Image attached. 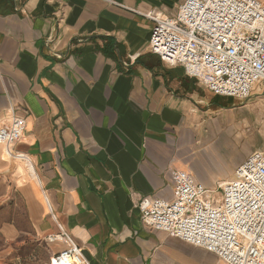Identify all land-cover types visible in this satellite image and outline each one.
<instances>
[{
	"label": "crops",
	"instance_id": "crops-1",
	"mask_svg": "<svg viewBox=\"0 0 264 264\" xmlns=\"http://www.w3.org/2000/svg\"><path fill=\"white\" fill-rule=\"evenodd\" d=\"M184 2L0 0V126L13 110L25 119L13 152L33 170L0 146V264H48L64 248L46 242L57 224L90 264H224L145 226L134 208L171 201V170L213 189L240 164L210 162L234 152L219 144L218 117L241 103L149 49L141 15L173 18Z\"/></svg>",
	"mask_w": 264,
	"mask_h": 264
},
{
	"label": "built area",
	"instance_id": "built-area-1",
	"mask_svg": "<svg viewBox=\"0 0 264 264\" xmlns=\"http://www.w3.org/2000/svg\"><path fill=\"white\" fill-rule=\"evenodd\" d=\"M141 16L152 23L149 49L163 64L182 67L210 93L240 103L258 85L264 92V3L185 0L173 18ZM25 128L15 110L0 126V146L9 159L28 161L13 152ZM170 181L171 201L144 197L134 204L145 226L212 253L224 264H264V153H252L214 190L179 170L170 171ZM46 242L64 246L48 264H90L60 225Z\"/></svg>",
	"mask_w": 264,
	"mask_h": 264
},
{
	"label": "rangeland",
	"instance_id": "rangeland-1",
	"mask_svg": "<svg viewBox=\"0 0 264 264\" xmlns=\"http://www.w3.org/2000/svg\"><path fill=\"white\" fill-rule=\"evenodd\" d=\"M258 1L264 3V0ZM222 101L224 106L231 104V100L227 99ZM241 104L236 105L237 108L235 109L223 112L218 117V119L222 118L223 128L222 138L219 144H223L226 138L231 140L230 142L235 146L233 149L234 152L220 150L218 154L210 155L213 157L210 163L219 160L221 164L226 165L240 159L241 164L244 161L243 159L252 151L258 150L264 153V92L262 91L258 95H252L247 101ZM239 105L241 106L239 107ZM4 155V160L8 161L9 155L5 152ZM202 157L201 159H205L206 156ZM207 162L209 163V161ZM25 163L26 165L28 164L27 162ZM27 172L32 174V168L27 166ZM191 175L196 182V177L192 173ZM213 194L219 196L218 191H214Z\"/></svg>",
	"mask_w": 264,
	"mask_h": 264
},
{
	"label": "bare ground",
	"instance_id": "bare-ground-1",
	"mask_svg": "<svg viewBox=\"0 0 264 264\" xmlns=\"http://www.w3.org/2000/svg\"><path fill=\"white\" fill-rule=\"evenodd\" d=\"M3 156L5 158V155L4 154H3ZM26 162L28 163L27 166L32 168V166L30 165V163L28 161H26ZM222 183H224V182H222Z\"/></svg>",
	"mask_w": 264,
	"mask_h": 264
}]
</instances>
